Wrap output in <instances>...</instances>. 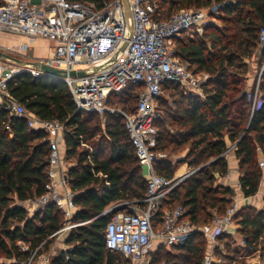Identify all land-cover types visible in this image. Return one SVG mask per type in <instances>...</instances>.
<instances>
[{
	"label": "trees",
	"instance_id": "16d2710c",
	"mask_svg": "<svg viewBox=\"0 0 264 264\" xmlns=\"http://www.w3.org/2000/svg\"><path fill=\"white\" fill-rule=\"evenodd\" d=\"M68 1L93 2L100 7L110 0ZM213 2L220 6L222 26L210 23L201 36L183 33L176 41V53L188 69L195 75L209 74L203 84L205 97L185 92L178 83L166 82L163 93L180 94L168 114L170 124L177 130L170 132L157 125L158 148L177 152L188 144L183 163L199 168L188 181L169 193L163 209L183 204L188 208L187 218L199 225L211 224L214 212L222 215L234 194L230 186L213 187L215 176L208 168L218 166V173L227 174L229 165L225 152L235 143L234 151L243 171L239 178L241 191L244 196H254L262 179L258 152L259 149L264 152V71L259 86L260 103L253 111L257 77L250 91L241 78L248 71L247 59L258 56V70L264 62V47L259 42L260 29L264 26V0H160L161 18ZM7 86L10 96L38 117L57 119L69 130L63 138V154L66 161L75 159V163L68 166L67 174L78 206L71 222L79 225L65 233L64 240L70 248L51 254L50 264L128 262L122 253L109 250L105 243L107 223L117 211L101 216L117 202L143 198L147 190L143 167L125 129L124 117L118 112L106 113L104 135L98 139L102 127L99 122L92 123L90 115H100L78 110L62 80L20 73L10 79ZM141 90L140 86H129L122 93L111 95L109 104L114 97L129 92L133 94L131 99L138 101ZM137 101L124 110L135 111ZM4 102L5 99L0 103V264H27L41 244L38 253L49 251L56 238L51 235L64 227L66 219L55 204L34 213L18 204L45 193L51 147L45 131L29 127L26 119L11 114ZM167 102L163 94L160 106ZM160 111L167 113L166 109ZM107 149L109 156L102 157L100 154ZM208 160H212L210 166L202 167ZM175 167L170 162L156 164L158 172L168 177L174 175ZM130 168L135 177L128 175ZM234 218L248 249L253 251L262 245L264 254V209L241 206ZM220 241L226 251L217 250L222 264H245L244 259L238 260L239 251L232 247L231 233L222 234ZM23 243L27 246L25 250ZM207 248V239L202 233H196L183 245L174 247L173 252L162 247L154 262L202 264Z\"/></svg>",
	"mask_w": 264,
	"mask_h": 264
},
{
	"label": "built area",
	"instance_id": "2783aa9c",
	"mask_svg": "<svg viewBox=\"0 0 264 264\" xmlns=\"http://www.w3.org/2000/svg\"><path fill=\"white\" fill-rule=\"evenodd\" d=\"M219 7L213 2L206 7L181 9L168 18H161L160 0H110L100 7L93 2L72 3L68 0H0V30L26 35L30 39L42 37L53 44L51 54L37 59V65L13 63L0 57V94L5 99L4 107L11 114L25 118L29 127L45 131L49 137L51 149L45 193L18 204L30 213L55 204L63 212L66 224L51 237L64 235L79 225L71 222L78 206L69 184V163L61 147L69 130L57 119L38 117L12 98L7 86L8 81L20 73L34 77L46 75L41 64L61 70L60 77H51L68 86L78 110L100 116L118 112L124 117L136 156L146 170L145 196L120 201L109 208L124 207L113 213L107 223L106 247L122 253L128 264H155L162 247L173 252L174 247L183 245L193 234L202 233L208 241L202 264L223 263L217 254V250L226 252L220 236L233 234L237 225L234 217L251 196L234 192L222 215L214 212L211 224L199 225L187 218L188 208L183 204L163 209L169 193L199 168L182 163L185 170L175 172L171 177L159 173L156 168L158 162L177 164L158 148L157 121L161 117L158 104L163 85L169 81L178 83L185 92L203 99V84L209 78L207 73L195 75L188 69L176 53V41L183 33L190 36L193 32L202 33L212 20L219 19ZM259 42L264 47V26L260 29ZM19 47L26 54L28 43ZM85 69L92 71L78 74ZM263 71L264 62L257 76L252 111L260 103L259 86ZM129 86L142 88L135 111L129 113L112 108L110 96L122 93ZM235 147L236 144H232L225 155ZM259 165L264 168V159ZM237 244L243 252L251 251L244 238ZM41 246L32 253L27 264H50L51 253H38ZM26 248L23 243L22 249ZM68 248L67 245L63 249ZM253 251L257 255L240 256L238 260L244 259L245 264H264L262 245Z\"/></svg>",
	"mask_w": 264,
	"mask_h": 264
},
{
	"label": "rangeland",
	"instance_id": "374dc122",
	"mask_svg": "<svg viewBox=\"0 0 264 264\" xmlns=\"http://www.w3.org/2000/svg\"><path fill=\"white\" fill-rule=\"evenodd\" d=\"M211 23H213V25H215V26H219V27L222 26V21H221L220 18L217 19V20H212ZM192 34L195 37H199V36H201L202 33L193 32ZM4 45H5L4 43H0V48H2L4 50H8L10 52H16L19 55V57H21V59H23L25 56L32 57L33 55H40V54L42 55L44 53H48V48L44 44H40L39 47L32 48L30 50V54H29V50H28V53L25 56H24L25 53H23L20 50V47L13 48L11 46H4ZM47 55L49 56V54H47ZM258 61H259V57L258 56L254 57V58H251V59H247V62L249 63L248 71H247V73L244 76L245 78L243 76L241 77V78L245 79L243 84H244V87L246 88V90L247 89L248 90L251 89V84L255 80V78L257 77V74H258V71H259L258 70L259 69L258 68V65H259ZM234 71L236 72V70H234ZM129 93H127L125 95H120L118 97H114L110 101V106L112 108H115V109L124 110L125 106L135 105L137 99L136 98L131 99L130 96H133V94L130 95ZM163 94H164V97H166L168 102H167V105H165V106H160V104H159L158 105V109L159 110L161 108L162 109H166L167 113H162L161 112V117L163 118V121L161 120L162 118L160 117V119L157 121V125H158L159 129H167L170 132H175L177 130V127H175L172 124H170L171 123V118L169 117L168 114H170L171 111H173V109H174L173 108V106H174V102L173 101H174V99H180V94L173 95V93H171L169 91H165ZM123 97H127V98H123ZM90 116L93 117L92 123L99 122L101 124L102 128H101L100 134L97 136V138L100 139L101 135L102 136L104 135V129H105L104 126L106 124L108 116H106V115H104V116L90 115ZM121 122H122V120H121ZM96 147H97V144H96ZM188 147H189L188 144H185L180 150H177V152L171 151V148L167 149L166 151L163 150V151H165L168 154V157H169V159L171 161H175L176 160V162H177L174 173L175 172L176 173H180L182 170H185V166L181 165V164L185 160V156H186ZM109 153H110L109 149H107V150L103 151L100 155L102 157H108ZM232 155L236 156L234 150L232 151ZM262 159H264V152L261 149H259L258 161L260 162V160H262ZM211 161L212 160L206 161L202 165V167L203 166L209 167L210 166L209 164L211 163ZM235 162L237 164V167H236L237 169L236 170H238L240 175H241V173L243 171H241V169L239 167V159H237V157L235 158ZM259 162H258V166L262 170V179H261V182H262L264 180V168L260 167ZM68 163H69V165L74 164L75 163V159L74 160L72 158L69 159ZM171 165H173V164H171ZM218 170H219L218 166L217 167H213V168H211V167L208 168V171L212 172L214 174V176H215V181H214L213 187H216L218 185L228 186V185L224 184L225 183L224 178H225L226 174L225 175H221L220 173H218ZM142 171H143V175H146V170L143 169ZM128 175H131L132 177H135L133 169L130 168ZM189 179H190V177L186 178L185 181H188ZM230 187L234 190V192H237L238 194L239 193L241 194V192H239V190H238V188H239L238 186H230ZM137 189H138V187H137ZM260 197L264 198V186L262 187V191L260 193ZM256 202H257L256 199H251L249 201L244 202L242 204V206H246V207H249V208L251 207L253 210H258V207L256 206ZM110 207L111 206H109L107 209H109ZM263 207H264V204H263ZM262 209H264V208H262ZM234 233H235V237L238 239L239 235H238L237 231H235ZM64 236H65V234L63 236H61V235L56 236V238L53 240V242L51 244V247H50L48 252H50L51 254H55V252H57V250H60L63 247V245H64ZM234 241L232 243V247L234 249H236L237 247L235 246ZM263 245H264V243H263ZM241 252H242V250H241ZM125 264H128V262L126 261Z\"/></svg>",
	"mask_w": 264,
	"mask_h": 264
},
{
	"label": "crops",
	"instance_id": "0c3cea01",
	"mask_svg": "<svg viewBox=\"0 0 264 264\" xmlns=\"http://www.w3.org/2000/svg\"><path fill=\"white\" fill-rule=\"evenodd\" d=\"M11 39V40H10ZM0 43H4L5 45L4 46H11L13 48H17L19 47L20 45L24 44V43H28V50H29V54H30V50L32 48H35V47H39L40 44H44L47 46L48 48V53H44V54H40V55H33L32 57H29V56H25L27 53H28V50L26 51V54H24V58L21 59V57H19V55L16 53V52H10L8 50H4L2 48H0L1 51H3L7 57H4L5 60L9 61V62H13V63H22V62H28V63H34L36 62L37 59L39 58H42V57H47L48 55L47 54H51L52 52V42L49 41L48 39H45V38H42V37H36L35 39H30L28 36L26 35H20V34H16V33H11L9 31H3V30H0ZM252 86V84H251ZM251 89H247V91H250ZM3 102V97L1 96L0 94V103ZM62 147V152H63V143L61 145ZM227 157V160H228V165H229V169H228V172H229V175L225 176L224 178V181L226 185L228 186H238V190L239 192L242 193L241 191V187L239 186L240 182H239V178H240V173L238 170H236L237 168V164L235 162V158L236 156H233L232 155V151L230 153H228V155L226 156ZM264 186V180L261 182L260 184V187H259V191L257 192L256 195L254 196H251V199H256L257 202H256V206L258 207L259 210H261L263 207V204H264V198H261L260 197V193L262 191V187ZM250 199V200H251ZM238 229H239V225H236L234 228H233V237H234V243H235V246L237 247L236 250H238L240 253H239V257L241 256H248V255H257L256 252L254 251H246V252H241V247L237 244L241 238H243V236L238 232ZM235 231H237L239 237L238 239L235 237ZM63 236V235H61ZM65 238V237H64ZM66 245V242L64 240V245L61 249H63ZM261 246V245H260ZM59 251V250H57ZM239 259V258H238Z\"/></svg>",
	"mask_w": 264,
	"mask_h": 264
},
{
	"label": "water",
	"instance_id": "95a60500",
	"mask_svg": "<svg viewBox=\"0 0 264 264\" xmlns=\"http://www.w3.org/2000/svg\"><path fill=\"white\" fill-rule=\"evenodd\" d=\"M0 57L4 58V57H7V55H6L3 51L0 50ZM32 64L37 65V63H35V62L32 63ZM40 67H41V70H42L44 73H46L47 76H50V77H51V76L60 77V76L62 75L61 70L56 69V68L51 67V66H48V65H46V64H41ZM98 68H100V66L97 67V69H98ZM91 71H92V69H85V70L78 71V74H86V73H89V72H91ZM72 74H75V72H73ZM121 208H123V207H114V208H112V209H106V210L101 214V216L106 215V214H108V213H110V212L118 211V210L121 209Z\"/></svg>",
	"mask_w": 264,
	"mask_h": 264
}]
</instances>
